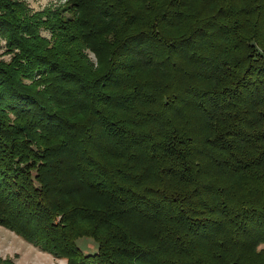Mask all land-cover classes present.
I'll return each mask as SVG.
<instances>
[{
    "label": "trees",
    "instance_id": "trees-1",
    "mask_svg": "<svg viewBox=\"0 0 264 264\" xmlns=\"http://www.w3.org/2000/svg\"><path fill=\"white\" fill-rule=\"evenodd\" d=\"M63 4L0 0V227L66 264H264V0Z\"/></svg>",
    "mask_w": 264,
    "mask_h": 264
},
{
    "label": "rangeland",
    "instance_id": "rangeland-1",
    "mask_svg": "<svg viewBox=\"0 0 264 264\" xmlns=\"http://www.w3.org/2000/svg\"><path fill=\"white\" fill-rule=\"evenodd\" d=\"M17 1L31 16L38 17L39 21L47 10H61L64 5V0ZM41 35L46 38L50 36L48 31H41ZM2 53L3 50L0 51V59L7 62L9 56ZM75 245L83 254H91L95 251V245L90 239L77 238ZM0 264H66V261L54 259L52 256L40 252L39 249L29 245L22 238L0 227Z\"/></svg>",
    "mask_w": 264,
    "mask_h": 264
}]
</instances>
